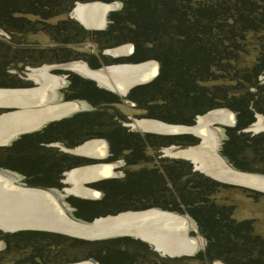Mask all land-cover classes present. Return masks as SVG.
I'll return each mask as SVG.
<instances>
[{"label":"trees","instance_id":"trees-1","mask_svg":"<svg viewBox=\"0 0 264 264\" xmlns=\"http://www.w3.org/2000/svg\"><path fill=\"white\" fill-rule=\"evenodd\" d=\"M91 1L120 3L119 10L108 14L105 29L85 30L73 20L62 18L75 3ZM0 30L10 37L43 33L57 48L40 49L39 54L53 55L54 61L83 56L93 69L101 67L94 63L96 57L74 52V45L87 39L99 49L131 43V62L154 60L159 65L153 80L131 88L127 94L146 118L193 125L197 116L211 110H230L236 123L223 127L221 156L237 170L264 174V131H244L254 123L256 114L264 116V82L260 80L264 73V0H0ZM10 49L0 44L2 53ZM100 57L104 63L120 61ZM26 58L30 61L33 56ZM9 62L0 59V87L16 84L9 77V67L18 61ZM74 79L69 87L76 93L67 99L83 97L96 107L95 111L78 112L20 135L16 147H0V151L13 150L16 154L11 157L13 165L6 167L20 171L30 187L59 188L61 184L56 181L62 170L84 161L53 152L45 145L61 142L71 147L88 138H106L114 151L127 153V169L120 179L92 184L101 191L99 200L69 197L74 216L90 222L100 216L151 208L177 212L194 221L205 246L192 256L161 258L149 255L143 243L128 237L85 241L41 231L0 232V241L5 242L0 264L63 262L58 257L68 245L88 248L98 264H210L214 260L264 264V239L253 234L252 221H236L233 207L219 205L214 199L220 189L235 186L194 171L189 161L153 159L148 154L169 145H195L198 138L126 132L110 120L104 121L105 108L116 98L90 87L87 81ZM140 164L150 167L134 169ZM62 240L72 245L66 246Z\"/></svg>","mask_w":264,"mask_h":264},{"label":"bare ground","instance_id":"bare-ground-1","mask_svg":"<svg viewBox=\"0 0 264 264\" xmlns=\"http://www.w3.org/2000/svg\"><path fill=\"white\" fill-rule=\"evenodd\" d=\"M113 6L115 5L101 2L77 3L71 9V15L79 24L87 28L103 29L106 24V14L114 9ZM105 51L107 55L112 56H127L130 54L129 47L126 45ZM63 66L68 71L87 77L103 86V88L121 95H124L133 85L150 80L155 71V66L149 61L109 65L104 70H91L81 61L67 63ZM29 77L43 84H38V88L32 90L7 91L0 93V96L2 95L3 101L8 105H17L26 108L28 105L36 106L39 103H44V107L37 110L31 109V112H27L23 108L21 111L16 110L0 115V144L7 141V137L15 136L16 132L20 130L33 129L35 124L42 119L70 114L78 109L79 104L74 102L53 103L50 101L51 89L52 87H59L60 80L57 77L50 76L47 73V67L31 69ZM42 97L43 100L40 101ZM222 110L225 113H222ZM212 121L233 125V116L227 109H215L204 115L197 116L195 125L188 130L200 135V138H202L200 139L202 141L201 144L178 150L175 153L172 152L174 148L169 147V149L173 150L169 151V149H165L166 156L180 157L192 161L197 170H201L221 181L240 183L241 185L264 191V178L236 173L216 154L217 140L220 136L217 129L211 127ZM137 125L143 128V130L157 133H171L181 129L179 126L149 120L137 122ZM249 130L253 132H261V130H264V118H257ZM72 152L90 155L92 157L104 156L106 145L101 140L87 141L78 148L73 149ZM208 152L212 156H208L207 159ZM202 156L206 157V160ZM113 166L97 165L94 167H82L66 173L65 181L72 185L71 188L69 187L70 189H66V192L80 194L82 198L96 199L97 196L92 190L85 189L82 186L83 182L101 175L117 176V173L112 169ZM0 182L4 184H11L12 182L17 184L16 177L3 170H0ZM2 191V195L8 194V190L2 189ZM15 192L16 197L22 198L23 195H20L17 191ZM52 194L60 203V208H63L61 209L62 211L59 208H54L52 201L49 198L45 199L44 196H40L37 201L29 205H27V199L29 198L23 197L22 200L26 204L25 208L8 209L4 206L0 210V215L9 217L8 219H0V227L5 228V225H27L30 227L60 230L70 235L78 234L88 239L107 235H124L149 243L154 247L155 251L167 257H177L178 255L182 256V254L192 255L198 248V241L189 236V224L184 218L175 213L165 212L156 208L138 212H126L114 217L99 219L95 223V227L92 228L93 231L85 228L84 233L83 231L80 232V228L78 229L77 226L71 224L65 218L64 211L68 210L65 206L63 207V203L60 200L61 195L55 192H52ZM5 208L8 210L7 213L4 212ZM27 210L31 213H28ZM33 213L36 214L34 215ZM15 215H19V217L10 218ZM68 264L96 263L85 260ZM214 264L224 263L215 261Z\"/></svg>","mask_w":264,"mask_h":264},{"label":"rangeland","instance_id":"rangeland-1","mask_svg":"<svg viewBox=\"0 0 264 264\" xmlns=\"http://www.w3.org/2000/svg\"><path fill=\"white\" fill-rule=\"evenodd\" d=\"M92 2H101V1H91V2H83V3H92ZM77 3L83 4L82 2H77ZM77 3H75V4H77ZM101 3H104V2H101ZM75 4H74V6H75ZM115 5L116 6H113L114 7L113 10L114 11L119 10L120 7H121L120 3L115 2ZM65 17L73 20L75 23H77L78 25H80L83 28V25L79 24L72 17L71 10L66 16H63L62 18H65ZM56 20L57 19H54L51 22H55ZM107 21H108V18H107ZM106 25H105V27H106ZM105 27L103 29H105ZM103 29H100V30H94L93 29L92 31H101ZM0 44H4L5 46H8L9 48H11L9 51H6V50L3 51V53L0 50V57H1L0 59L3 58L5 60H9L10 61L9 64L11 62L18 61V62H15L14 66H10L9 67L10 68L9 77L14 81V83H16L15 86H11V87H18L20 85L21 86H31V85L33 86L36 83L38 84V82L35 81V79H33L32 77H29L31 69H38V68L47 67V73L48 74L53 75V76H57V77L62 76V80L60 81V87H58L57 89H55L52 92V94H53L52 102L53 103H60V102H63L65 100L69 101L66 98H63L62 91L69 86V84H70L69 78L70 77H68V76L72 75L75 78H78V79H81V80L89 82L90 85H91V86L89 85L90 87L96 88L97 90H100V91H104V92L110 93L111 95H113L116 98V101L114 103L109 104L108 107L105 108L106 114H104V116H103L105 122L107 120H110L112 123H115L116 126H118L119 128L125 129L126 132H135V133H137L139 135L155 134V133H150V131H148V130H143V128H141V127H139V125H137V122L147 121V120L151 121V120H155V119L146 118L143 115L144 112L142 110H139L138 108L135 107V104L133 103V101L129 100V98L127 97V94L125 96H122L119 93L111 92V91L103 88V86H101L97 82H95V81H93L91 79L85 78L84 76H81L78 73L68 71V69L64 68V66H63L64 64L71 63V62L81 61V62H83L85 64L86 61L84 60L83 56H80L78 58L72 59L70 61H54V60H52L53 55L49 56L47 53H44L42 55H41V53L39 54L38 52H40V49H48L49 50V49L57 48V46L49 39V37L47 35H45L43 33H26V34L22 35L21 37L20 36H13V37L11 36L10 37L8 34H6L5 32L0 30ZM129 44L130 43H128V42H121L120 44H118L116 46H111V47H106V48H100L99 49V47L96 44L92 43L90 40L87 39L82 44L74 45L72 47L73 48L72 50H74V52H79V54H82V55H84L87 58H89L90 56H95L96 59H93V60H95L94 63L98 64V66H101V67L98 68V69H93V68H91L89 66V68L92 69V70H99V69L103 70V67H107L109 65H114V64H117V63H121V62H116V63H104V62H101L102 60H101L100 56H104V58H106V59H112L108 55H103L102 52L104 50H108V49H112V48H116V47H121V46H124V45L129 47ZM13 48H16V49H13ZM13 50H14V52L16 50H18V51L13 53L12 52ZM30 55L33 56V59L29 61L28 60L29 58L27 59L26 57L27 56L30 57ZM146 61L153 62V60H146ZM126 62L124 61V63H126ZM131 63H133V62H131ZM260 80L262 82H264V73H263V75H261ZM79 103L81 105V109L82 108H85V109L89 108L82 101L81 102L79 101ZM3 111L4 110L0 111V113L3 112ZM76 112L77 111L73 112L68 117L72 116ZM222 113H225V111L222 110ZM100 116H101V114L99 115V118H100ZM261 116H263V115H261ZM195 120L197 121V117L195 118ZM157 121H159V120H157ZM215 122L217 124H213L214 123L213 122V123H211V127L213 129L214 128L217 129L218 134L220 136L218 138V140H217L216 154L217 155H221L220 152H219L220 151V146L222 144V141L225 138L224 137V129H223V127H232V125H229L227 123H225L226 124L225 125V124H222V123L217 122V121H215ZM220 124H222V125H220ZM249 133L250 134H252V133L254 134L253 131H250ZM156 135H158V134H156ZM96 140L104 141L103 138L93 137V138L85 139L81 143H79V144H77L75 146H71V147H69V146L66 147L61 142H57V143L61 147L66 148L68 150V149H74L76 147H79V146L83 145L84 143H86L87 141L89 142V141H96ZM54 143H56V142H54ZM198 143H199V139H198ZM197 144H195V145H197ZM171 146L175 147L174 150L173 149H169V147H171ZM193 146L194 145H190V146H187V147L183 148V147H180L178 145H169V146H164V147L157 148L155 151H150L149 150L148 154L153 159H163V160H165V159H170V160L171 159H175V160L187 161L186 159L180 158V157L166 156V153H165L164 150L165 149H169V151L173 150L172 152L175 153V152H178V150L187 149V148L193 147ZM51 148H53L52 149L53 152L54 151H58V149L55 148V147H51ZM53 152H47V153L52 154ZM7 154H9L10 156L9 155L7 156ZM66 154L71 155V153H68V152H66ZM15 155L16 154L13 152V150H11V151H8V150L7 151L6 150L5 151H0V170H4L6 172L8 171L9 173L14 174L15 172L7 170L8 168H6V166L13 165V161L11 159L15 158ZM72 156H73V154H72ZM208 156L209 157L212 156L210 152L207 153V159H208ZM78 157H82V156L78 155ZM202 158L204 160H206V157L202 156ZM204 160H203V163H204ZM93 162H95V161H92L90 163H93ZM123 162H121V161H120V163L118 162V164H119L118 166H121L123 164ZM90 163H87V164H90ZM3 164H7V165L2 166ZM84 165H86V164H84ZM84 165L76 166L73 169L82 168V167H84ZM142 167L143 168H146V167L149 168L150 165L149 164L148 165L140 164V165L134 167V169L142 168ZM192 169H193V166H192ZM68 171H70V170H68ZM68 171H65L63 174H65ZM114 171L117 172V176H118L117 178L118 179L122 178L124 173L122 171H120L119 168L118 169H114ZM197 171L200 172V173L202 172L201 170H197ZM202 174H207V173L203 172ZM256 174H259V173H256ZM14 175L17 176V181H16L17 184H24L22 180L21 181L19 180L20 178H22L21 174L16 173ZM259 175H263L264 176V174H259ZM58 180H63V182H65V175L63 177L62 176L59 177ZM24 185L28 186L27 184H24ZM69 187L70 188L72 187V185H70L69 183L68 184H61L59 188H56L57 189L56 193L61 195L60 196V200L62 201L63 205L67 208L68 214H70L71 216H74V213H73L74 212V208H73V206L64 197L65 195H67L65 191ZM42 188H49V187H42ZM61 189H63L64 192L61 191ZM76 196H79V197H76ZM69 197L81 199L80 198L81 197L80 194H71V195H69ZM100 198H101V196H99L98 200ZM88 199L91 200V198H88ZM214 199H215L216 203L219 204V205L225 204L227 206L228 205L232 206L233 207L232 217L236 221H241V220H250V221H252L253 234L256 235V236L261 237L262 239H264V193H261L259 191H255V190H249V189H244V188L242 189V188H239V187H230V188H225V189L222 188V189H220L214 195ZM162 211H164V210H162ZM172 213H175L176 215L181 216V217H185L186 221L189 224V229H190L189 236L192 237V238H195L198 241V248H197L196 252H194L192 255H194V254H196L198 252H201L203 250L204 246H205V240L197 232V229H196L194 221L189 216H187L185 214H180V213H177V212H172ZM101 217H103V216H101ZM48 233H52V232H48ZM59 235H61V234H59ZM62 236H65L66 238H69V239L72 238V237H69L67 235H62ZM130 239L135 240L136 242H139V243H143L146 246L143 250H145V252L149 253V255H152L151 253H153L157 257H161V258H180V257H184V256H191V255H183L182 254V256L178 255L177 257H167V256H163L162 257L161 253L155 251L154 247H152L149 243L140 241L139 239H135V238H130ZM63 241L65 242L63 244H65L66 246L68 244L72 245L71 242H67L66 240H62V242ZM64 248H66V249H64L63 254L59 255V257H58L63 262L54 263V264L76 263V262H81V261H85V260H90L93 263L98 264V262H96L93 258L90 257L89 249L86 248V247H82V246H79V245L69 247V245H68V248L67 247H64ZM3 249H4V244L2 242H0V251H2ZM138 250L140 252L141 249L138 248ZM12 259H15V257L12 258ZM214 261L221 262V261H218V260H214ZM212 262L210 264H212ZM224 264H226V263H224Z\"/></svg>","mask_w":264,"mask_h":264},{"label":"water","instance_id":"water-1","mask_svg":"<svg viewBox=\"0 0 264 264\" xmlns=\"http://www.w3.org/2000/svg\"><path fill=\"white\" fill-rule=\"evenodd\" d=\"M104 4H112V3H104ZM114 10H111L109 11L108 13L112 12ZM108 13L106 14V24L108 23L107 21V16H108ZM105 24V25H106ZM104 25V27H105ZM83 28L85 30H89V31H92L93 29L92 28H87L85 26H83ZM94 30H100V29H94ZM129 51H130V54L132 52V44H129ZM103 55H107L106 54V51L104 50L103 52ZM123 56V55H120V56H112V55H108L110 56L112 59H115V60H124V59H127L129 56ZM154 62V63H153ZM153 65L155 66V71H154V74L152 76V78L150 80H148L147 82H143V83H138L136 85H133L132 87H130L123 96H125L126 94H128V91L135 87V86H139V85H144L148 82H150L151 80H153L157 73H158V69H159V65L157 63V61H154L153 60ZM128 62L124 63L121 62V63H117V64H114V65H121V64H127ZM86 66L89 68V65L85 62ZM104 68L106 67H103V70ZM100 70V69H99ZM38 84L36 83L35 85H31V86H18V87H0V93H5V92H9V91H25V90H32V89H35V88H38ZM43 100V97L40 99V101ZM63 102H74L76 104H79L77 101H74V100H69V101H63ZM44 107V103H39L37 104L36 106L35 105H28L25 107H22V106H17V105H8V104H5V102L3 101V97L2 95L0 96V111L4 110L3 112L0 113V115L4 114V113H8V112H13V111H18V110H23V108H25V111L27 112H31L30 110L31 109H40V108H43ZM215 110V109H214ZM75 111H78L77 110H74L73 112ZM232 116H233V125H235L236 123V119H235V113L228 110ZM73 112H71L70 114H72ZM70 114H66V115H61V116H58V117H53V118H48V119H42L40 122H37L35 124V127L33 129H30V130H20L18 132H16V135L13 136V137H7V141L3 142V144H0V147H4L6 145L9 144L10 141H12V139L14 138H17L18 136L20 135H24V134H30V133H33V132H36V131H39L41 129H43L47 124L49 123H52V122H56V121H59V120H62L66 117H68ZM257 118H264L263 116L259 115V114H256L255 115V120ZM153 122H159V123H163V124H167V125H173V126H179L181 129H179V131H174V132H171V133H157V132H153V131H150V133H155V134H158V135H165V136H172V135H180V134H189V135H192L196 138L199 139V143L198 144H201V140L202 138H200V135L198 134H194L192 132H190V130H188L189 128L193 127L195 125V122L196 120L194 121V124L193 125H182V124H169V123H164V122H161V121H157V120H151ZM214 122V123H213ZM211 123L213 124H217L215 121H212ZM253 124V123H252ZM251 124V125H252ZM222 125V124H220ZM250 125V126H251ZM249 126V127H250ZM249 127H247L246 129H244L245 132H250L251 130H249ZM261 131H264V130H261ZM260 131H257V132H254V133H258ZM97 141V140H96ZM105 145V141H102ZM172 148H175L173 146H171ZM83 158H86V159H89V160H93L95 162L93 163H90V164H86L84 165V167H94V166H97V165H106V166H110L111 164L110 163H105L103 161L104 156H99V157H92L90 155H84V154H80ZM222 160H224V162L233 170L235 171L236 173H241L243 175H250V176H255V177H260V178H264L263 175H259V174H256V173H250V172H245V171H241V170H237L235 168H233L229 163H227V161L221 156L219 155ZM188 161V160H187ZM192 166H193V170L194 171H197V169L195 168L194 164L192 161H189ZM114 169V168H113ZM203 173V172H201ZM222 184H226V185H231V186H235V187H239V188H244V189H249V190H255V191H259L261 193H264V191L262 190H256L254 188H251V187H248V186H245V185H241L240 183H230V182H224V181H221L219 179H216V178H213L212 176L208 175V174H204ZM109 178H115V177H112V175H101L99 177H95L91 180H87L86 182L84 181L82 186L85 188V189H88V190H92L95 195L99 198V196H101V191L97 190L96 188L92 187V184H96L97 182L99 181H102V180H105V179H109ZM0 210L3 209V207L5 206L6 208L8 209H11V208H17V209H20V208H25V203L23 202L24 200H22L23 197H28L29 199H27L28 201V204L29 205L30 203H34V201H37L38 198H40V196H44L45 199H50L52 201V204H53V207L54 208H59L60 210L63 209V208H60V203L57 201V199L53 196L52 192H55L56 193V190L55 189H49V188H42V187H29V186H25L24 184H14L13 182L11 184H4L2 182H0ZM64 183L68 184L67 181H65ZM6 189L8 190V194H1L2 189ZM17 191L18 193H20V195H23L22 198H19V197H16V192ZM61 191L64 192L63 189H61ZM66 192V191H65ZM51 196H49L48 194ZM67 195H65L64 197L66 198V200L68 199L69 195H71L70 193H67ZM8 195V197H7ZM75 196V195H74ZM76 197H79V196H76ZM81 199H88V198H82L80 197ZM96 198V199H98ZM64 207V205H63ZM6 208L4 209V212L7 213L8 210H6ZM66 208V207H65ZM157 209V208H156ZM62 211V210H61ZM64 211V210H63ZM28 213H31L27 210ZM126 212H138V211H125V212H120V213H117L115 215H105L103 217H96V218H93L90 222H87V221H83L81 219H77L75 218L74 216H71L70 214H68L67 211H64V216L65 218L71 222V224L75 225L78 227L79 231L84 233V230L85 228L87 229H91L95 227V223H97V221L99 219H103V218H106V217H114V216H117L121 213H126ZM165 212H168V211H165ZM34 215L36 213H33ZM21 215V214H20ZM19 215H15L13 217H10V218H18ZM9 217L6 216V215H0V219H8ZM185 219V217H182ZM186 220V219H185ZM77 229V230H78ZM18 231H41V232H52V233H55V234H61V235H67L69 237H72V238H75V239H80V240H85V241H102V240H108V239H114V238H121V237H128V238H131L129 236H124V235H114V236H110V235H107V236H99V237H94V238H91V239H88L86 237H82L81 235H70V234H67L63 231H60V230H54V229H47V228H40V227H30V226H27V225H5V228H2L0 227V232L2 233H14V232H18ZM93 231V230H92ZM87 234V232H86ZM162 256V255H161ZM192 256V255H191ZM163 257V256H162ZM170 257V256H168ZM215 261L212 262V264H214ZM78 263V262H76Z\"/></svg>","mask_w":264,"mask_h":264},{"label":"flooded vegetation","instance_id":"flooded-vegetation-1","mask_svg":"<svg viewBox=\"0 0 264 264\" xmlns=\"http://www.w3.org/2000/svg\"><path fill=\"white\" fill-rule=\"evenodd\" d=\"M131 44V43H130ZM133 56V45H132V52H131V55L127 58V59H124V60H120V61H118V62H123V61H127V62H131L132 61V59H131V57ZM75 63H77V62H75ZM87 63V62H86ZM87 67V66H86ZM108 67V66H107ZM88 68V67H87ZM90 69V68H89ZM92 70V69H91ZM50 75V74H49ZM50 76H53V75H50ZM53 77H57V76H53ZM68 77H70L69 78V82L71 83L72 81H74L75 79H74V76H72V75H69ZM57 78H59V80L61 81L62 80V76H59V77H57ZM85 78H87V77H85ZM38 82V81H37ZM38 84H43V83H40V82H38ZM60 87V86H59ZM58 87H56V88H54V87H52V89H51V91L53 92L55 89H57ZM73 92H75V89L73 90V88H70L69 86L66 88V89H64L63 91H62V95H63V98H68V96L69 95H71ZM76 93V92H75ZM115 93V92H114ZM118 95V94H117ZM123 96V95H122ZM52 99H53V94L51 93V95H50V101L52 102ZM67 100H74V101H77L78 103H79V101L81 102H83V103H85L89 108L88 109H85V108H82L81 109V105H80V103H79V105H78V111L76 112V113H78V112H82V113H87V112H92V111H95V109H96V107L93 105V104H91V103H89L88 102V100H86V99H84L83 97H81V98H79V99H67ZM130 100V99H129ZM66 101V100H65ZM80 106V107H79ZM80 110V111H79ZM82 110V111H81ZM75 113V114H76ZM73 116V115H72ZM72 116H70V117H66V118H71ZM42 133V132H41ZM19 137H17V138H14V139H12V141H10L9 142V144L8 145H6L5 147H7V146H9V147H7V148H10V147H16L18 144H20L19 143V141L21 140V138L20 139H18ZM18 139V140H17ZM103 140L105 141V143H106V152H105V157H104V159H103V161L105 162V163H110L112 166L113 165H115V166H113L112 167V169L114 168V169H120V171H122L123 173H125V170L127 169V164H126V160H125V156H127V153H124L123 151H114L113 150V148L111 147V145H110V142L106 139V138H103ZM51 143H54V142H51ZM50 144V143H49ZM64 146H66L64 143H62ZM67 147V146H66ZM6 148V149H7ZM66 152H68V151H65V152H63V153H65L66 154ZM74 156V155H73ZM78 157V156H77ZM81 159H83V161H84V163H81V164H79V165H77V166H81V165H84V164H87V163H90V162H92L93 160H89V159H86V158H82V157H80ZM120 161L121 162H123V164L121 165V166H118L119 164H118V162L120 163ZM6 168H8V167H6ZM74 167H71L70 169L68 168V169H63L62 170V172H61V174H60V177L62 176H64V172L65 171H68V170H70V171H72V170H74L73 169ZM8 169H10V168H8ZM7 169V170H8ZM72 169V170H71ZM114 169H113V171H114ZM10 170H12V169H10ZM4 171V170H3ZM12 171H14L15 173H18V172H20V171H18V170H15V169H13ZM70 171H68V172H70ZM6 172V171H5ZM7 173H9V172H7ZM21 173V172H20ZM117 173V172H116ZM9 174H11V173H9ZM11 175H13L14 177H16V181H17V176L16 175H14V174H11ZM112 177H115V178H117L118 176H112ZM20 181L22 180L23 181V183L24 184H27V178L25 177V176H22V178H20L19 179ZM63 180H58V181H56V184H66V183H64V182H62ZM92 200V199H91ZM0 242H2L3 244L5 243L4 241H0ZM4 247H5V244H4Z\"/></svg>","mask_w":264,"mask_h":264},{"label":"crops","instance_id":"crops-1","mask_svg":"<svg viewBox=\"0 0 264 264\" xmlns=\"http://www.w3.org/2000/svg\"><path fill=\"white\" fill-rule=\"evenodd\" d=\"M45 147L46 148H51V147H55V148H57L58 149V152H65V151H68V153H71V155L73 154L74 156H81L80 154H78V153H74V152H72V150L73 149H66V148H63V147H61L57 142L56 143H50V144H48V145H45ZM76 148H78V147H76ZM76 148H74V149H76ZM9 171H12V170H10V169H8ZM72 170V169H71ZM75 170V169H74ZM8 172V171H7ZM13 172V171H12ZM19 174H22V173H20V172H18ZM66 173H68V172H66ZM65 173V174H66ZM9 174V173H8ZM14 174H16V173H14ZM64 174V175H65ZM18 175V174H17ZM19 176V175H18ZM20 177V176H19ZM63 182V181H62ZM50 189H55V190H57L56 188L57 187H49Z\"/></svg>","mask_w":264,"mask_h":264}]
</instances>
